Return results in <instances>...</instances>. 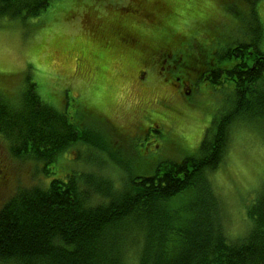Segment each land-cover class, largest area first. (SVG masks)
I'll list each match as a JSON object with an SVG mask.
<instances>
[{
	"label": "rangeland",
	"instance_id": "rangeland-1",
	"mask_svg": "<svg viewBox=\"0 0 264 264\" xmlns=\"http://www.w3.org/2000/svg\"><path fill=\"white\" fill-rule=\"evenodd\" d=\"M252 26L264 52V0H54L37 17L0 16V94L17 105L35 88L79 130L96 133L99 147L73 144L58 162L101 191L111 176L117 182L196 154L210 123L234 108V82L224 76L220 87L205 74L237 63L226 53L251 41ZM166 58L176 76L158 72ZM248 116L232 124L225 159L208 174L231 241L248 233L247 210L264 190V119ZM39 176L0 139V207Z\"/></svg>",
	"mask_w": 264,
	"mask_h": 264
},
{
	"label": "trees",
	"instance_id": "trees-1",
	"mask_svg": "<svg viewBox=\"0 0 264 264\" xmlns=\"http://www.w3.org/2000/svg\"><path fill=\"white\" fill-rule=\"evenodd\" d=\"M53 2L0 0V16L37 17ZM239 48L226 56L240 57ZM250 56L206 73L215 85L224 76L234 82V108L210 123L196 154L156 165L138 156L151 172H127L117 182L103 174L110 179L101 191L82 172L64 174L70 171L58 162L73 144L99 147L96 133L79 130L35 88L17 105L0 94V139L42 178L0 207V264H264V190L247 210L248 233L231 241L208 178L224 161L239 116L264 119V52L257 47Z\"/></svg>",
	"mask_w": 264,
	"mask_h": 264
},
{
	"label": "flooded vegetation",
	"instance_id": "flooded-vegetation-1",
	"mask_svg": "<svg viewBox=\"0 0 264 264\" xmlns=\"http://www.w3.org/2000/svg\"><path fill=\"white\" fill-rule=\"evenodd\" d=\"M120 29H121V26L118 28V30H119V32H118V34H120V36L121 35H124V36H127V34L126 33H124L123 34V32L122 31H120ZM259 37H260V31H256L255 33H253L252 32V39H251V41H249L247 44H245L244 43V46H242V47H240L241 45L239 44L238 46H236L237 47V49L239 48V51L240 52H242V50H244L245 51V47H247L248 49V51H250V53L251 54H254L255 52H256V49H257V47H258V45H257V42H258V40H259ZM244 47V48H243ZM258 50H260L259 49V47H258ZM243 51V52H244ZM242 52V55L240 56V58H242V59H244V58H246L245 56H246V54H244ZM248 53V52H247ZM171 54V52L170 51H168L167 52V58L169 59V58H171V57H169L168 55H170ZM249 54V53H248ZM239 55V54H238ZM162 59L160 62L157 60V62H159V64L161 65V67H160V69L157 67V69L159 70L158 72L161 74V75H165V76H170V75H172V76H176L175 74H176V71H177V69H176V64L175 63H172V62H170V61H168V59ZM262 57H260V59H261ZM246 59H248V57L246 58ZM247 63H248V61H247ZM217 64V63H216ZM146 66H148V67H150L151 65H147L146 64ZM156 68V67H155ZM218 68H220L218 65L216 66V68H214V69H218ZM145 70H148V69H142V73H143V76L146 74V73H144V71ZM206 75L207 74H205V79H208V76H207V78H206ZM175 78H177V77H175ZM167 78H165V80H166ZM206 81V80H205ZM178 84L179 85H177V87H179L178 88V90L179 89H181L182 87H183V83H181V82H178ZM154 129H153V127H149V129L147 130V135H149V136H154Z\"/></svg>",
	"mask_w": 264,
	"mask_h": 264
}]
</instances>
